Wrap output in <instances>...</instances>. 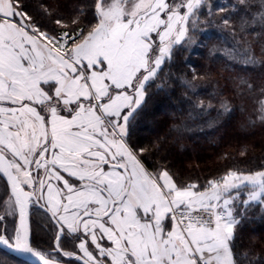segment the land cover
Here are the masks:
<instances>
[{
    "label": "snow or ice",
    "instance_id": "obj_1",
    "mask_svg": "<svg viewBox=\"0 0 264 264\" xmlns=\"http://www.w3.org/2000/svg\"><path fill=\"white\" fill-rule=\"evenodd\" d=\"M62 7L0 0V246L32 264H257L258 240L240 247L239 226L249 208L264 209V164L193 178L152 159L157 146L137 142L133 127L197 24L218 23L229 58L255 63L264 0H237L219 17L207 0ZM188 71L179 78L193 110L227 108L215 91L200 96L209 72ZM255 95L264 123V86Z\"/></svg>",
    "mask_w": 264,
    "mask_h": 264
},
{
    "label": "trees",
    "instance_id": "obj_2",
    "mask_svg": "<svg viewBox=\"0 0 264 264\" xmlns=\"http://www.w3.org/2000/svg\"><path fill=\"white\" fill-rule=\"evenodd\" d=\"M28 2L40 13L53 0ZM59 2L66 5L60 10L67 12L77 0ZM236 3L237 0H207L215 17L222 15L218 9L227 10ZM203 17L207 18L206 12ZM196 27L193 41L174 49L173 57L161 72L162 79L147 90L144 107L133 127V138L150 148L155 144L152 159L168 161L193 178L219 175L226 167L258 170L264 164V123L254 112V101L258 99L255 92L264 86V52L257 41L253 45L258 57L255 63L229 58L224 50L232 48L233 41L218 23H199ZM254 30L261 31L258 25ZM192 66L211 74L200 82V96L207 99V94L215 91L227 99V108L192 109L188 99L192 93L179 78L182 74L190 76L188 69ZM247 85H254V91L250 92ZM239 236L238 245L242 248L249 247L251 237L257 238L254 257L257 264H264V209L258 204L249 208L239 226ZM0 258H7L8 264H29L2 247Z\"/></svg>",
    "mask_w": 264,
    "mask_h": 264
},
{
    "label": "water",
    "instance_id": "obj_3",
    "mask_svg": "<svg viewBox=\"0 0 264 264\" xmlns=\"http://www.w3.org/2000/svg\"><path fill=\"white\" fill-rule=\"evenodd\" d=\"M0 247H2V246H0ZM3 248V247H2ZM7 252H9L10 254H12V255H14L13 253H11L10 251H8L7 249H5ZM14 256H16V257H18V258H20V259H22V260H24V261H26V262H28L29 264H32V260L30 259V258H28V257H22V256H17V255H14ZM67 259V258H66Z\"/></svg>",
    "mask_w": 264,
    "mask_h": 264
}]
</instances>
